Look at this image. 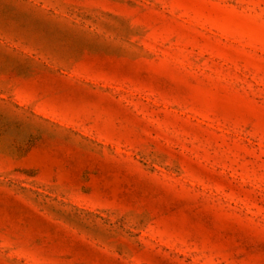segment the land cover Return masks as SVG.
<instances>
[{
    "label": "rangeland",
    "instance_id": "rangeland-1",
    "mask_svg": "<svg viewBox=\"0 0 264 264\" xmlns=\"http://www.w3.org/2000/svg\"><path fill=\"white\" fill-rule=\"evenodd\" d=\"M0 264H264V0H0Z\"/></svg>",
    "mask_w": 264,
    "mask_h": 264
}]
</instances>
